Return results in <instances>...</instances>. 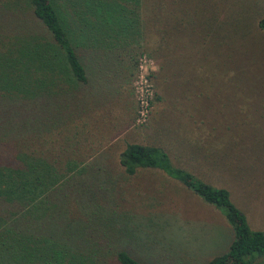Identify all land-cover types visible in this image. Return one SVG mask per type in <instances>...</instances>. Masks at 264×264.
Here are the masks:
<instances>
[{"label":"trees","instance_id":"obj_1","mask_svg":"<svg viewBox=\"0 0 264 264\" xmlns=\"http://www.w3.org/2000/svg\"><path fill=\"white\" fill-rule=\"evenodd\" d=\"M179 26L216 42L223 73L248 74L254 66L246 57L264 60V43L255 39L264 37V0H0V264H154L129 248L119 221L107 222L103 208L116 179L74 160L73 144L96 106L93 91L111 96L135 76L143 34L152 39L150 56L167 57L163 70L181 40L173 37ZM238 39L243 49L234 52ZM167 48L170 58L157 51ZM87 66L101 85L90 87ZM230 130V139L238 136ZM186 149L192 160L201 153ZM116 163L125 178L160 171L222 214L232 239L204 264H257L264 255V229L248 227L227 189L176 165L162 147L126 143ZM73 196L93 207L71 244L60 241L59 227L73 226Z\"/></svg>","mask_w":264,"mask_h":264},{"label":"rangeland","instance_id":"obj_2","mask_svg":"<svg viewBox=\"0 0 264 264\" xmlns=\"http://www.w3.org/2000/svg\"><path fill=\"white\" fill-rule=\"evenodd\" d=\"M172 29L173 37L179 34L181 40L174 59L163 70L160 65L167 57L163 62L150 56L147 47L152 39L147 32L143 34L145 63L140 74L146 76L151 93L145 120L138 117L135 87L140 91L143 85L138 77L132 76L111 96L93 91L96 106L77 136L78 143L73 144V159L85 160L94 171L116 179L112 185L108 180L112 192L103 211L108 223L119 221L123 237L136 255L154 264H204L225 252L232 239L222 214L174 181L164 179L160 171L141 170L125 178L116 163L117 154L130 142L162 147L176 165L213 186L226 188L251 230L264 229V60L258 64L259 60L246 57L244 61L254 66L248 74L242 68L234 74H228L229 70L223 73L216 42L205 35L198 37L197 28ZM255 39L264 43V37ZM243 45L238 39L230 48L236 52ZM157 51L170 58L168 48ZM95 69L87 66L93 88L102 84ZM155 94L158 100H154ZM231 128L238 135L233 139L228 137ZM190 147L201 151L194 160L187 156L186 148ZM208 151L210 157L205 156ZM74 198L73 207L68 208L73 226L61 223L59 227L60 241L71 244L73 228L93 207L89 204L87 210L83 207L86 202L80 204ZM256 262L264 264V255Z\"/></svg>","mask_w":264,"mask_h":264},{"label":"built area","instance_id":"obj_3","mask_svg":"<svg viewBox=\"0 0 264 264\" xmlns=\"http://www.w3.org/2000/svg\"><path fill=\"white\" fill-rule=\"evenodd\" d=\"M144 63H145V57L141 55L138 58V65H137L138 69L134 76L135 78L138 77V83H141V82L143 83L142 87L140 88V91L137 90V86L135 87L136 97H137L138 106H139L138 117H139V120L141 121H144L148 114L147 112L148 111V101L151 96L149 84L147 83L146 76H143L140 74V70Z\"/></svg>","mask_w":264,"mask_h":264}]
</instances>
